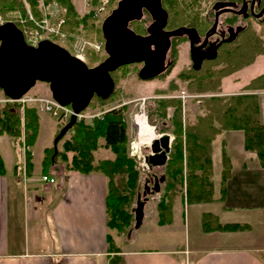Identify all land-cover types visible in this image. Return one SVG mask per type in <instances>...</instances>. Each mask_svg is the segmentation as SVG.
Wrapping results in <instances>:
<instances>
[{"label": "trees", "instance_id": "trees-1", "mask_svg": "<svg viewBox=\"0 0 264 264\" xmlns=\"http://www.w3.org/2000/svg\"><path fill=\"white\" fill-rule=\"evenodd\" d=\"M30 12L36 19L41 18L40 0H24ZM23 0H0V17L6 19L14 11L26 15ZM44 4L56 3L64 8L65 23L63 31L70 37L79 36L83 31L84 38L103 42L100 22H96L93 13L79 16L71 0H42ZM219 1V0H218ZM240 3L241 0H230ZM261 4L264 0H259ZM161 7L166 13L165 28L174 30L179 27L195 29L203 33L210 22L200 18L193 7L183 0H161ZM190 9V10H189ZM189 10V11H187ZM110 10L108 11V13ZM108 13L106 15H108ZM264 23V20L259 21ZM15 26L20 29L19 25ZM129 27L138 35L146 34L143 21H133ZM81 28V31L79 30ZM175 39H173L174 41ZM182 40V39H179ZM172 41V63L166 72L158 78H163L170 71L177 57V47ZM178 43L179 41H174ZM174 48V50H173ZM264 56V40L250 27H245L232 42L224 43L216 52L212 62L197 70L187 69L178 74L181 82L186 83V91L192 94H217L221 80L231 74L253 64L256 57ZM105 59L104 55L86 53V66L91 68ZM220 65L219 67H216ZM121 66L110 77L114 83L111 95L102 100L93 96L89 102V110L103 111L91 125L76 123L66 139L64 135L57 142V153L53 156V146L44 150L42 170L44 173L58 158H65L67 152L72 153L70 169L81 174L93 170L102 173L107 180L105 194L106 227L109 231L126 234L133 223L130 207L139 188L140 171L134 158L128 155L127 126L124 119L125 106L104 109L108 104L118 100L120 90L118 83L125 77L127 67ZM170 91L157 92L158 95ZM243 94L231 96H211L201 99L200 113L189 119L182 108L181 101L174 98H164L155 101L157 118L164 119L168 108L173 112L170 123L173 126V139L170 145L168 160L163 168L164 185L156 205L158 211L157 224L164 226L171 223L172 204L174 199L183 192L186 203H208L212 201L213 186L211 181L212 162L210 150L212 141L225 131H241L244 135V148L255 153L264 169V125L259 121L258 95L255 92L264 91V73L251 79L242 87ZM6 98L0 89V99ZM59 125V124H58ZM39 116L33 109H23L18 105L0 104V136L6 135L11 142L24 146H34L38 134ZM62 128L55 132V136ZM61 142V144H60ZM60 144V150L58 145ZM99 148L109 149L113 154L112 160H104L92 165L93 152ZM31 155L25 156L26 169L31 168ZM4 174V165L0 157V175ZM230 175V165L225 157L222 158L221 185ZM201 229L205 233L214 231L235 232L244 230L238 225H219L216 218L210 214L201 217ZM110 249H114L111 236L107 235ZM117 250V249H115ZM118 253V251H114Z\"/></svg>", "mask_w": 264, "mask_h": 264}, {"label": "crops", "instance_id": "crops-1", "mask_svg": "<svg viewBox=\"0 0 264 264\" xmlns=\"http://www.w3.org/2000/svg\"><path fill=\"white\" fill-rule=\"evenodd\" d=\"M74 9L79 16L84 14ZM239 94L241 91L220 95ZM255 94L259 103L264 91ZM259 121L264 125L260 103ZM40 132L39 118L36 142L30 148V169L25 167L23 152L15 149L17 144L0 136L4 165L0 175V264H264V169L257 155L245 150L241 131L222 132L211 143V202L188 204L182 193L172 204L171 223L159 226L158 194L155 223L172 226L178 213L188 239L183 245H166V239L119 240L132 233L134 222L126 234L107 229L106 177L95 170L87 174L71 170V152L44 173V150L53 146V140L43 146L36 160L33 148ZM223 157L230 165V175L222 187ZM112 159L109 149L99 148L93 152L92 165ZM42 176L53 182H42ZM203 207L207 209L201 210ZM203 214L214 216L221 226L238 225L244 230L205 233L201 229ZM108 234L114 249L108 246ZM122 243L131 247L124 249Z\"/></svg>", "mask_w": 264, "mask_h": 264}, {"label": "water", "instance_id": "water-1", "mask_svg": "<svg viewBox=\"0 0 264 264\" xmlns=\"http://www.w3.org/2000/svg\"><path fill=\"white\" fill-rule=\"evenodd\" d=\"M215 3L213 9L221 6ZM233 5V4H231ZM245 3L237 14L245 10ZM143 10L151 16L153 23L146 28V35L141 36L133 32L129 24L143 18ZM229 10L215 13L212 28L206 33L205 39L214 33L217 16ZM250 14L254 19L264 18V6L254 14L252 6ZM166 13L161 7V0H120L116 7L105 17L100 29L104 40L106 58L94 67H87L79 59L71 56L62 47L48 41H40L37 47L28 46L22 33L13 23L0 25V89L10 99H19L37 82L48 84L51 98L60 106H70L74 114L85 110L93 96L106 100L114 89L110 73L121 66L142 64L138 71L140 80H150L161 75L168 66L166 54L170 46V39L187 36L190 42V58L193 68L198 69L202 57L196 64L192 35L196 30L179 27L171 31H164ZM232 40H227L226 43ZM75 124L72 115L53 139V155L56 154L57 142ZM170 126L162 124L156 132L150 147L143 148V162L147 168L164 167L170 153ZM152 187L146 180L144 191L137 192L135 207L132 209L134 228L142 222L143 208L148 197L158 194L163 185V174L152 176Z\"/></svg>", "mask_w": 264, "mask_h": 264}, {"label": "rangeland", "instance_id": "rangeland-1", "mask_svg": "<svg viewBox=\"0 0 264 264\" xmlns=\"http://www.w3.org/2000/svg\"><path fill=\"white\" fill-rule=\"evenodd\" d=\"M110 1L111 3L108 5V7L107 8L105 7L106 10L101 13H98L99 7L102 6V4L99 5L100 3L99 0H71L72 4L77 9V11L79 12H81V10L84 11L82 12L84 13L83 15H85L87 12L90 11L93 13H97L96 16L94 17V20L96 22H100L101 19L108 13L109 10L116 7V3L118 0H110ZM179 1L182 2L183 0H179ZM185 1L188 6H191L194 8V10H196L195 12L198 13L200 18L204 19V16L207 15L209 11H211L210 9L212 5L217 0H185ZM39 9L41 12V16H43V12L45 13V11L47 12L54 11L55 6L52 5L47 9L45 6H42L40 4ZM8 16H12L14 20L18 17L15 13H11ZM80 16L82 15L80 14ZM148 20H149L148 15L144 13L142 19L143 25H147ZM245 24L246 27L250 26L255 31V33L259 35L262 40H264V23H260L259 21L250 19L245 21ZM79 30L81 31V28H79ZM79 38L84 39L83 31H81ZM177 40L179 41L178 43L174 42ZM174 41H173L174 45H176V47L178 46L177 57L175 59V63L173 67L170 69L169 72L165 74L163 78L156 77L145 81L140 80L137 74L139 69L141 68V65L138 64L130 65L129 67H127L125 77L122 78L118 83V89L120 90V96L118 100L104 107V109L119 108L120 106L126 107V110L124 112V119L127 125L128 154L130 153L131 143L138 142L137 129L135 123H136V119L139 117H141L146 121L147 126L153 132L154 138L156 137V132L163 123L170 126V132L172 133L173 126L170 123V117L172 115L173 109L172 108L167 109L166 117L164 119L157 118V109L155 106V101H157L158 99H164V98L177 99L178 96L184 93L188 97H186L184 100L181 99L182 108L184 109L187 117L189 119H193L196 115L200 113L199 105L201 99L220 95V94L237 93L239 91H241L242 94L243 91L241 87L243 85H245L252 78L257 77L264 73V56H258L256 57L252 65L242 68L241 70H238L237 72L231 74L229 77L223 78L221 80L219 92L217 94L206 93L199 95V94L188 93L186 91V83L181 82L178 78V74L180 72L190 68L188 48L186 43L182 42L181 40L175 39ZM56 43L62 46V48L64 47L65 49H67L66 47H69L68 41H64L62 43L56 41ZM171 54H173L172 49L170 53H168V57H170V59H172ZM101 55L105 56L103 51H101ZM219 66L220 65H217L216 67ZM171 86H173L174 89L170 93L164 95L157 94V92L160 91H170V89L168 88ZM25 96L27 98L40 100V101L51 100V94L49 91L48 84L40 81H37L28 90ZM143 99L145 100V102L144 105L142 106L141 102ZM259 103L261 106V111L264 115V95L259 96ZM86 111H89L88 107ZM93 111L97 113L99 112L96 109ZM93 111H90V113H94ZM141 112H143V114H141ZM39 118L41 124V132L38 138V142L33 148V153H35L34 156L36 160L38 159V155L40 157V153L43 146L45 144L52 142L54 138V134L56 130L59 128V125L54 117L48 114H39ZM136 147L137 148L133 149L132 153L130 154L132 157H134V159L138 163V168L140 171L138 192L141 194L144 191V185L146 183V180L152 181L153 175L159 176L163 174V169L162 168H156L150 170L147 169L145 164L143 163V157L141 153V150L146 147L143 146L142 144H139ZM15 149L22 151V148L18 144L15 145ZM161 187L162 186H160V188ZM182 193L179 194L178 196H181ZM135 198L130 207V211L135 207ZM157 199H158V195H154L148 201L149 204L147 206V209L145 210L146 219L143 220L140 226L138 228H134L130 235L129 233H127L126 235H122L119 240L123 241L130 238V241L136 242V240H143V239H151V240L166 239L165 242L166 245H178V244L183 245L184 242H186V240L188 241L187 233L184 232L183 230L182 219L181 217H179L178 213L176 215L174 224L172 226L158 227L156 225L155 204ZM206 209L207 207L201 208V210H206ZM194 234H195L194 232L193 234L190 233L189 237L192 238ZM124 244L125 243H122L124 249L131 247L130 244H127L128 246ZM132 245L134 244L132 243Z\"/></svg>", "mask_w": 264, "mask_h": 264}, {"label": "built area", "instance_id": "built-area-1", "mask_svg": "<svg viewBox=\"0 0 264 264\" xmlns=\"http://www.w3.org/2000/svg\"><path fill=\"white\" fill-rule=\"evenodd\" d=\"M100 2L102 6L99 7L98 12L104 11L110 0H100ZM46 8L48 9L49 7L46 6ZM63 13L64 10L58 8H56L52 12L45 11V13L43 12V17L41 20H35L28 11L26 18L21 17L19 13L16 14L18 16L17 21L22 26L26 43L31 46H35L39 40L46 38L56 39L61 43L66 41L67 36L61 30L64 24V19L62 17ZM1 23H3V20L0 17V24ZM28 23H30L31 25L28 26ZM69 49L75 57L84 60L85 52L87 50L99 53L102 49V44L98 42H90L82 38H75L72 42L69 43ZM180 97L184 99L186 96L184 95V93H182ZM144 102L145 100L143 99L141 102L142 106L144 105ZM7 103L20 105L22 108H33L39 113H46L57 118L61 123H65L72 114V111L70 109L59 106L53 100L40 101L24 96L19 100H7ZM141 114H143V112H141ZM97 116V114H77L76 120L78 122H85L90 124L92 119ZM133 145H135L134 142H132L130 146L131 153L132 149H134ZM42 180L46 181L47 178L42 177ZM49 181L52 182V180Z\"/></svg>", "mask_w": 264, "mask_h": 264}, {"label": "flooded vegetation", "instance_id": "flooded-vegetation-1", "mask_svg": "<svg viewBox=\"0 0 264 264\" xmlns=\"http://www.w3.org/2000/svg\"><path fill=\"white\" fill-rule=\"evenodd\" d=\"M216 2H220L222 3V5L213 10L210 9L211 11H209L207 15L204 16V20L210 22L209 26L205 29V31L202 34L197 31L196 36L194 35L190 36L192 37L194 56L196 59L195 65H197L199 63L198 61H200V59L204 56L213 57V55H215V53L217 52L218 48L222 46L224 43H226L227 40L234 41L235 39H237L238 35L246 27L245 21L250 19L261 21L262 19H264V18L254 19L250 14L251 6L254 14H257L264 6V3L261 4L259 0H241L240 3H232L230 0H219ZM243 3H245L246 5L245 10L241 14H237L236 12L240 10ZM222 10H229V11L222 12L217 16V24L214 33L210 35L207 39H205L206 33L212 28L213 22L215 20V13ZM144 13L149 17L148 24L145 25V27L147 28L150 24L153 23V20L151 19V16L147 14L146 11L143 10V16ZM163 30L170 31L164 27ZM173 39H182L181 41L186 43L189 53V61H190L189 69L197 70L196 68H193V62L190 58V42L188 40V37L182 36V37L170 39V46L168 49L169 53L171 51V45ZM213 60L214 58L202 59L199 63V68L207 64L208 62H212ZM166 62L169 64V66L172 63V59L168 57V54H167ZM138 65H142V64H138Z\"/></svg>", "mask_w": 264, "mask_h": 264}, {"label": "bare ground", "instance_id": "bare-ground-1", "mask_svg": "<svg viewBox=\"0 0 264 264\" xmlns=\"http://www.w3.org/2000/svg\"><path fill=\"white\" fill-rule=\"evenodd\" d=\"M10 98L6 97L2 99L5 103H7V100ZM136 129H137V141L135 145H133L134 149H136L139 144H142L146 148L150 147L152 140L154 139L153 132L151 129L147 126L146 121L142 119L141 117L136 119L135 123Z\"/></svg>", "mask_w": 264, "mask_h": 264}]
</instances>
